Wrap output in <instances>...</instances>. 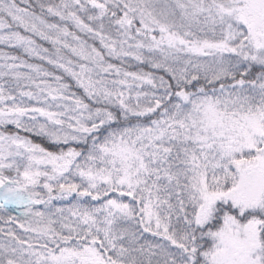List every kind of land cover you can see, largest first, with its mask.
Instances as JSON below:
<instances>
[{
	"label": "snow or ice",
	"instance_id": "1",
	"mask_svg": "<svg viewBox=\"0 0 264 264\" xmlns=\"http://www.w3.org/2000/svg\"><path fill=\"white\" fill-rule=\"evenodd\" d=\"M0 264H264V0H0Z\"/></svg>",
	"mask_w": 264,
	"mask_h": 264
}]
</instances>
